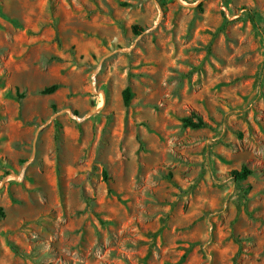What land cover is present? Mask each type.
<instances>
[{
    "label": "rangeland",
    "instance_id": "rangeland-1",
    "mask_svg": "<svg viewBox=\"0 0 264 264\" xmlns=\"http://www.w3.org/2000/svg\"><path fill=\"white\" fill-rule=\"evenodd\" d=\"M0 209V264H264V0H0Z\"/></svg>",
    "mask_w": 264,
    "mask_h": 264
},
{
    "label": "trees",
    "instance_id": "trees-1",
    "mask_svg": "<svg viewBox=\"0 0 264 264\" xmlns=\"http://www.w3.org/2000/svg\"><path fill=\"white\" fill-rule=\"evenodd\" d=\"M135 30V28H134ZM58 89V86L57 85H53L51 87H48V88H45L42 90L41 94L43 95H49V94H52L54 93L55 91H57ZM18 98L21 99L22 98V95H18ZM123 101H124V105L125 106H128L129 105V101H130V93H129V90L126 89L123 93ZM184 126L186 128H191V129H203V128H206L208 127L207 124L205 122H203L201 119L197 118L196 120H193L191 118H188V119H185L184 120ZM251 174V172L243 167L240 171H234L233 172V177L235 180H244L246 179L249 175ZM103 178L104 180L107 179V175L105 172H103ZM0 216L2 217L3 216V212H2V209H0ZM10 249L12 252H14L15 254H18V249L13 246V245H10Z\"/></svg>",
    "mask_w": 264,
    "mask_h": 264
}]
</instances>
